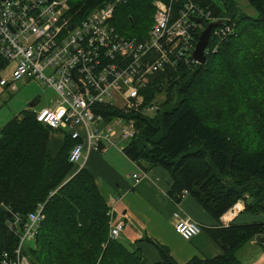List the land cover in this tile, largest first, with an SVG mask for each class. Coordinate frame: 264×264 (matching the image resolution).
Segmentation results:
<instances>
[{
	"label": "trees",
	"instance_id": "1",
	"mask_svg": "<svg viewBox=\"0 0 264 264\" xmlns=\"http://www.w3.org/2000/svg\"><path fill=\"white\" fill-rule=\"evenodd\" d=\"M68 1L79 20L112 0ZM195 1L229 18L234 32L216 41L215 49L210 38L204 62L153 75L143 94L157 108L130 115L136 133L122 153L145 171L165 169L171 179L167 195L176 202L184 190L214 219L239 200L244 211L258 214L264 212V0H246L256 16L234 0H222L223 7ZM153 2L120 1L111 24L126 37L143 39ZM101 113L108 119L119 111ZM74 143L65 130L37 121L30 107L0 128V258L18 242L7 227V208L25 216L42 202L35 239L23 249L29 264H143L138 248L108 239L109 206L91 173L68 160ZM262 227V221L207 227L222 252L183 264H242L237 250ZM148 240L160 254L156 264H181L166 246Z\"/></svg>",
	"mask_w": 264,
	"mask_h": 264
},
{
	"label": "built area",
	"instance_id": "2",
	"mask_svg": "<svg viewBox=\"0 0 264 264\" xmlns=\"http://www.w3.org/2000/svg\"><path fill=\"white\" fill-rule=\"evenodd\" d=\"M120 1L112 0L76 20L68 0H0V73H9L8 77L0 75V86L25 78L54 89L55 101L34 110L35 117L44 125L65 130L75 140L68 160L78 168L89 152L110 147L122 151L136 133L130 115L157 108L153 102L145 103L143 94L153 75L178 64L198 62L192 52L200 29L217 23L210 31L209 39L214 41L211 49L234 32L229 18L213 14L195 0H154L146 36L126 37L111 24ZM209 49L206 46L205 53ZM109 108L119 114L106 119L101 112ZM146 175L138 167L132 178L136 183ZM186 194L183 190L180 196ZM43 209L44 203L37 202L23 216L7 208L12 216L7 227L18 242L11 254L3 253L0 264H29L24 243L35 239ZM242 209L244 203L239 200L223 215L226 218ZM107 215L108 239H118L125 214L116 216L109 206ZM172 216L175 231L184 239L202 229L179 209ZM262 223V229L250 240L264 245L260 240L264 238V220Z\"/></svg>",
	"mask_w": 264,
	"mask_h": 264
},
{
	"label": "crops",
	"instance_id": "3",
	"mask_svg": "<svg viewBox=\"0 0 264 264\" xmlns=\"http://www.w3.org/2000/svg\"><path fill=\"white\" fill-rule=\"evenodd\" d=\"M81 162L93 176L107 205L114 208L116 216L125 214V226L118 239L130 249L138 248L143 264H156L161 260L157 248L148 239L166 246L173 259L183 264L193 256L212 258L222 252L207 234V227L264 220V213L253 215L244 209L226 218L223 215L214 219L189 194L176 203L167 195L171 179L165 169L150 167L146 170L147 175L135 183L132 173L138 166L122 151L112 147L89 152ZM176 209L197 221L201 231L190 239L182 238L174 229L172 214ZM236 255L242 264H264V246L251 240L240 247Z\"/></svg>",
	"mask_w": 264,
	"mask_h": 264
},
{
	"label": "rangeland",
	"instance_id": "4",
	"mask_svg": "<svg viewBox=\"0 0 264 264\" xmlns=\"http://www.w3.org/2000/svg\"><path fill=\"white\" fill-rule=\"evenodd\" d=\"M211 1H213L216 5L223 7L222 0ZM234 1L239 9L246 14L250 16L257 15L256 9L246 0ZM0 75L3 77H8L9 73L7 70H4L0 73ZM56 97L57 94L53 88L43 85L41 82L32 79L21 78L13 85L0 86V128L14 115H17L22 109L30 107L33 110H39L44 106H51ZM34 99H37V102L31 107L29 102ZM122 143L124 144L125 142L123 141L121 144ZM24 244L30 245L32 244V241L26 240Z\"/></svg>",
	"mask_w": 264,
	"mask_h": 264
},
{
	"label": "water",
	"instance_id": "5",
	"mask_svg": "<svg viewBox=\"0 0 264 264\" xmlns=\"http://www.w3.org/2000/svg\"><path fill=\"white\" fill-rule=\"evenodd\" d=\"M192 20L196 22H201L199 18H192ZM216 24H217L216 22L208 23L198 35V39H197V42L195 44L192 54H193V58L196 59L200 63L204 62L205 60V48L208 44L210 31H211V28L214 27ZM36 102H37V99H34L29 102V105L32 107L35 105ZM260 240L264 242V238H261Z\"/></svg>",
	"mask_w": 264,
	"mask_h": 264
},
{
	"label": "bare ground",
	"instance_id": "6",
	"mask_svg": "<svg viewBox=\"0 0 264 264\" xmlns=\"http://www.w3.org/2000/svg\"><path fill=\"white\" fill-rule=\"evenodd\" d=\"M200 31V30H199ZM156 102V101H155ZM146 114V113H145Z\"/></svg>",
	"mask_w": 264,
	"mask_h": 264
}]
</instances>
